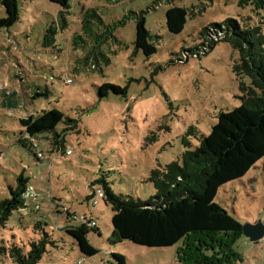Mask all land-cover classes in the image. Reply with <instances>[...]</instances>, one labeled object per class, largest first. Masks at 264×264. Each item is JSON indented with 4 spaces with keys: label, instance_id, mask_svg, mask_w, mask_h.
<instances>
[{
    "label": "rangeland",
    "instance_id": "obj_1",
    "mask_svg": "<svg viewBox=\"0 0 264 264\" xmlns=\"http://www.w3.org/2000/svg\"><path fill=\"white\" fill-rule=\"evenodd\" d=\"M16 3L17 21L0 29V199L9 196L20 173L29 178L32 196L0 227V249L17 244L28 250L42 236V227L53 243H47L38 264H114L110 253L124 256L127 264H264V235L251 241L241 232H196L160 248L128 241L113 245L110 207L101 199L91 208L87 201L90 183L100 176L115 193L147 199L155 192L146 181L149 171L179 160L183 142L197 144L196 137L209 133L220 111L240 105L239 82L248 85L249 79L233 70L238 53L219 42L224 26L205 28L231 18L259 26L264 36V0H68L64 29L57 4ZM171 5L188 11L177 35L166 30L165 11ZM82 7L95 9L102 19L98 34L109 30L97 48L108 63L89 54L96 45L82 35ZM138 13L157 48L148 58L134 52ZM50 30L54 44L45 46L42 40ZM76 35L81 39L74 44ZM105 82L125 87V96L99 98L97 88ZM45 89L47 96H36ZM51 108L76 119L77 127L66 132L70 153L62 156L40 137L45 159L39 163L18 142L19 119ZM151 133L156 138L146 142ZM215 200L242 225L264 226V156L241 178L221 186ZM64 207L94 217L99 232L89 231L87 239L98 250L95 255L82 256L60 229L65 217L56 210ZM0 264H13L1 250Z\"/></svg>",
    "mask_w": 264,
    "mask_h": 264
},
{
    "label": "trees",
    "instance_id": "obj_2",
    "mask_svg": "<svg viewBox=\"0 0 264 264\" xmlns=\"http://www.w3.org/2000/svg\"><path fill=\"white\" fill-rule=\"evenodd\" d=\"M57 4V21L60 29L67 26L66 16L70 5L68 0H48ZM257 3L260 0H255ZM5 15L0 17V29L8 28L18 19L16 0H1ZM81 32L87 39L93 40L97 46H91L89 54L97 60L102 56L103 63L109 58L97 51L102 38L109 30L98 34L95 30L103 25V21L95 9L81 8ZM188 11L185 7L171 5L165 11L166 30L171 35L182 32ZM224 26L223 38L219 42L228 43L238 53L233 65L237 77H247L249 84L239 82L241 103L230 111H220L216 122L209 133L196 137L198 143H184V149L177 161H170L163 167L149 171L146 181L151 183L155 192L147 199L134 198L130 195L115 193L105 176H100L90 183L104 191L102 201L111 210L110 243L117 245L131 242L148 248L172 246L181 242L189 234L196 232L242 233V224L230 215L215 198L219 188L229 182L241 178L252 166L264 156V36L259 26L238 24L236 19L227 18L221 23H212L205 30H214ZM214 28V29H213ZM55 31L44 34L42 44L52 46ZM157 37V36H156ZM80 35L72 38L77 44ZM210 42L214 45L216 42ZM134 52L140 51L146 58L157 51L153 36L145 27V17L138 13L135 17ZM99 53V54H98ZM125 96L126 88L105 82L98 86L99 98L108 94ZM48 89L38 90L36 96H47ZM14 94H12L13 96ZM11 96V97H12ZM12 104L15 105L13 102ZM64 128H59L60 124ZM22 127L20 144L27 147L36 162H41L39 151L40 137L50 141V145L59 151L60 156L66 154L65 135L68 129L77 127V120L67 117L62 111L51 108L40 115L19 119ZM156 136L151 133L146 142H152ZM49 165V164H47ZM29 178L20 173L16 177L14 187H9V196L0 199V227H4L14 211L27 206L29 197L25 193L30 188ZM64 214L63 230L77 245L82 256L91 257L98 250L87 239L89 231L99 232L97 225L87 223H71L68 212L56 210ZM35 229L40 223L36 222ZM59 230V227H56ZM42 236L29 243L24 251L19 245L3 247L0 250L8 255L13 264H38L45 253L46 245L52 242L49 234L41 227ZM114 264H127L125 257L118 253H110Z\"/></svg>",
    "mask_w": 264,
    "mask_h": 264
},
{
    "label": "built area",
    "instance_id": "obj_3",
    "mask_svg": "<svg viewBox=\"0 0 264 264\" xmlns=\"http://www.w3.org/2000/svg\"><path fill=\"white\" fill-rule=\"evenodd\" d=\"M70 150H66V154H69ZM39 158L43 159L45 157L44 152L39 151L38 153ZM31 187L29 191L25 193V196L31 197ZM104 197V191L98 186H91L89 187V192L87 195L88 205L93 208L95 207L99 201ZM64 212H68V219L71 223H87L90 226H96V221L91 213H77L70 211L67 207H64ZM79 263V262H78Z\"/></svg>",
    "mask_w": 264,
    "mask_h": 264
},
{
    "label": "water",
    "instance_id": "obj_4",
    "mask_svg": "<svg viewBox=\"0 0 264 264\" xmlns=\"http://www.w3.org/2000/svg\"><path fill=\"white\" fill-rule=\"evenodd\" d=\"M242 233L251 241L259 240L264 235V226L261 224H244L242 225Z\"/></svg>",
    "mask_w": 264,
    "mask_h": 264
}]
</instances>
